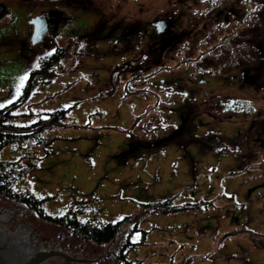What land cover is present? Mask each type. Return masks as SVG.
<instances>
[{
  "label": "rangeland",
  "instance_id": "374dc122",
  "mask_svg": "<svg viewBox=\"0 0 264 264\" xmlns=\"http://www.w3.org/2000/svg\"><path fill=\"white\" fill-rule=\"evenodd\" d=\"M30 1L23 2L54 5L74 17L47 44L31 45L29 15L20 0H0V99L14 94L20 70L33 68L62 46L68 55L55 64L49 81L36 84L13 121L25 124L46 111L70 110L65 124L42 133L43 143L2 149L1 159H19L24 168L15 188L52 195L45 203L49 214L62 215L76 205L83 221H116L139 212L142 203L175 194L179 203L214 199L216 204L203 210L142 217L141 227L148 232L129 258L148 264L186 258L188 264H264V158L252 157L264 145L241 139L246 119L252 118L226 111L240 97L250 108L264 107L261 92L246 90L240 79L229 81L230 70L241 72L231 63L251 56L256 43L249 41L261 39L257 35L264 25L256 26L260 19L251 11L262 8L264 0H68V6L60 5L63 0ZM177 5L180 26L190 25L195 32L166 52L155 41L154 51L141 54L149 36H143L147 30L140 35L134 29L143 22L150 34H164L166 21L163 32L150 21ZM83 18L88 23L81 26ZM198 18L205 20L197 23ZM202 22H207L203 29ZM119 25L122 33L113 27ZM228 40L233 42L228 45ZM159 62L155 82L143 79L141 73L154 74ZM168 72L178 75L179 84L172 85L177 82ZM208 72L209 80L200 81ZM220 93L222 103L217 102ZM223 104L225 109L217 106ZM27 111L34 115H23ZM133 141L139 143L133 147ZM0 205L30 222L43 248L95 257L92 262L131 230L123 225L117 240L107 244L82 242L18 201L0 194ZM135 234L131 239L140 241L141 233L139 238ZM63 235L70 239L62 241Z\"/></svg>",
  "mask_w": 264,
  "mask_h": 264
},
{
  "label": "trees",
  "instance_id": "16d2710c",
  "mask_svg": "<svg viewBox=\"0 0 264 264\" xmlns=\"http://www.w3.org/2000/svg\"><path fill=\"white\" fill-rule=\"evenodd\" d=\"M234 11L237 12L235 7ZM251 13L255 14V17L260 19L259 24L256 26L264 25V4L262 8L258 9L255 13L253 11H251ZM170 17L173 19V29H169L168 27V30L164 32L165 36H163L164 34H159L156 31L150 34L147 27L146 29L143 27V22L139 25V29H134L135 33L141 32L140 35L144 34L142 31L147 30L146 34H144L143 36H149L148 42H146L144 46H142V49L140 48L141 54L146 52V55H148L149 52L154 51L153 44L155 41L161 43V45L164 46L167 41L172 40L173 43H171L170 45L171 47H175L176 41L186 39V37L191 35V33L194 31L193 28H190V25L186 26L188 28H182L180 26V24L182 23L178 11L177 13H172ZM199 18L197 23H201V21L205 20L203 19L200 21ZM163 20L166 21V24H168L166 19ZM207 22H202V25L199 27L203 29V26L206 25ZM257 38H264V28L263 31H261L257 35ZM227 42H229L228 45H230V42L233 41L228 40ZM165 46V49L170 47L167 46V44ZM163 48H160V52L161 50L163 52L165 51L163 50ZM225 48L226 51L230 50V48ZM162 54L165 55V53ZM66 55H68V48L56 46L53 52L47 53L42 56V58L38 62L39 67L33 66V68H31L30 78L27 81L26 87L23 89L20 96L10 105H7L5 106V108L0 109V152L2 151V149H4L5 146L8 145L14 146L15 144L16 148H18L19 150H24V148H26L29 144H41L45 141L46 138L42 136V133L46 132L49 128L66 123L65 121L68 119L69 108H57L56 110L46 111L44 112V115H40L39 117L35 118V120L25 124H17L13 121L16 116L20 115L16 113L17 109L20 108L24 103H26V101L30 98V96L34 92L36 84L39 81H49V76L50 74H53L55 64L60 62L63 58H66ZM160 65L161 62L157 63L156 70H158V72L161 71H159ZM170 66L171 65H169V67ZM145 72H139L143 74V79L147 77L146 75H148ZM141 74L139 77H141ZM217 106L221 109L222 107L224 108V104ZM235 106H237V103L229 105L228 109L226 106V111L228 112L230 110V112L232 113L239 112V108ZM247 108L250 107L247 106ZM32 114L34 115V112L32 111L23 113V115L30 116H32ZM166 140H168V138L165 139V141ZM138 143L139 142L135 143L133 141L131 144L134 147ZM23 169L24 168L20 166L19 159L0 158V194L4 196L5 199L7 198L8 200L14 202L18 201L29 207L30 210L34 211L37 216L39 218L41 217V219H43L44 221L53 223L59 226L61 229H66L68 232H70L72 239H76L77 237L82 242L90 241L98 245L107 244L113 242L114 240H117V237L120 234L123 225L130 224L131 230L126 233L125 237H122L118 240L119 242L114 248H111V250H109L107 254L102 255V257L97 261L89 264H148L142 259L129 258L130 251L136 249L141 242L143 243L145 241V236L148 232L147 229L141 227L142 217L150 214L161 215L178 213L187 210H203L205 209V207L216 204V201L214 199L193 201L186 200L183 201V203H179L177 201L179 194H175L171 197L160 199L159 201H149L142 203V205H140L139 212L135 214H128L127 216L117 219L116 221L110 220L103 222L98 220L92 221L88 219L83 221L79 218L78 214L80 209L76 205L69 206L66 209L65 213H63L62 215L49 214L45 210V203L51 200L52 195L38 197L32 192V190H29L28 188H15L16 178L21 175ZM135 233H141L142 236L140 241L131 239V235ZM66 238L68 240L70 239L68 236L63 235L62 241L63 239L66 240ZM189 261L190 259L186 258L181 261H163V263L161 262L155 264H188Z\"/></svg>",
  "mask_w": 264,
  "mask_h": 264
},
{
  "label": "flooded vegetation",
  "instance_id": "af4514ba",
  "mask_svg": "<svg viewBox=\"0 0 264 264\" xmlns=\"http://www.w3.org/2000/svg\"><path fill=\"white\" fill-rule=\"evenodd\" d=\"M23 1L24 0H20L21 9H22V11H26V13L29 15V18H28V21H27L28 24H29L31 18H33V17L41 16L45 20L44 23H46V24L44 26H45V28L47 30V32H46L47 36L45 38L44 44H47L48 37L51 34H53L54 32L60 31L62 26L67 28V25L69 23L68 21L71 20L74 17L72 15V13H69V12H68V14H66V15L64 14L63 15L60 12V9L59 8H55L54 5H52V6L50 5L51 7H46V8L42 7V8H40L39 6H37V5L33 4V3H31L30 6H28L27 4H25L26 2H23ZM75 1H77V0H75ZM183 1L184 0H181V2H183ZM91 2H94V0H91L90 3ZM2 5H4V8H5V4L2 3ZM60 5L61 6H63V5L68 6L69 5L68 0H63ZM178 6H180V5H177L174 8H171L169 10L164 11V14L162 16L158 17V19H156L154 21L151 20L152 23L150 21V24L152 25V27H154L153 26V22H155L157 20L166 19L168 24H169V29H173V26H172L173 19L170 16H171V14L174 11L175 12L178 11L176 9ZM9 7H10V5H9ZM67 8H71V7H67ZM154 18H156V17H154ZM138 19L141 20L140 18H138ZM63 22H64V25H62ZM74 22L76 23L75 19H74ZM79 22L81 23V26H82V22H85V23L87 22L88 23V19L83 18L82 21L80 20ZM141 23H139V25ZM104 24L105 23L102 22L100 29H104L105 28ZM135 24L136 23L134 22V25ZM28 27H29V35H30V37L32 39V32H33V29H34V24L30 23L28 25ZM113 27L114 28H118V31H120V32L124 29V27L123 26L121 27L120 25L119 26H113ZM135 27H137V26H135ZM97 28L93 29V30H97ZM90 30H92V29H90ZM125 31H128V30H125ZM163 36H165V34ZM29 41H30V43L32 45V43H33L32 40L29 39ZM249 42L251 44L256 43L255 45H253V47H255V49L253 50L252 55L247 57V58L242 57L241 59L236 57L238 59V62L235 61V62H232L231 64H233L235 68L240 69L241 72L239 74V72H237V71L231 72L232 70L229 69L230 70V75H229L230 80L229 81H231V83H235L234 81H236L237 79H240L242 81L241 84L244 85L246 90L250 89L252 91H257L258 93L261 92L263 94V99H264V38L260 39V40H251ZM171 43H173L172 40L167 41V43H166L167 46H170L169 49H173L174 48V47H171V45H170ZM164 46H162L160 44V48H163ZM165 47L163 48V50H165ZM235 47H238V46H235ZM202 62H203L202 64H204V61H202ZM231 64L227 65L228 68H230ZM167 66L169 67V65H167ZM198 67H200L202 69L204 68V66H198ZM169 68L172 69V66H170ZM207 70L209 72L212 71V69H207ZM209 72H208V74H206V76H203V78L200 77L199 80L203 81L204 83L207 80H209L210 75L215 73V71H213V73L210 72L211 74ZM145 73L147 74V72H145ZM152 73H148V75H146L147 77H145V78L147 80V79H150L151 77H153L151 80H153L155 82L154 78H155V76L157 74H159L158 70H155L154 74H152ZM168 73L172 74V75H169L170 76L169 78H173L174 77L173 81L177 82V83H173L172 82V85L174 86V85L179 84L178 82L180 80H179L178 75L177 76L173 75V72H168ZM224 77L228 78L225 75H224ZM151 80H148V81H151ZM160 81L161 82H163V81L166 82V81H169V80H168V78L167 79L161 78ZM190 81H193L192 78H190ZM199 83H202V82H199ZM247 87H249V89ZM206 93H208V91ZM223 96L224 95H221V93H220V96L217 99V100H219V101H217L218 103H222L223 101H225V99H224L225 97H223ZM244 100H246V98L243 99V98L240 97V99H238V98L233 99V101H231L230 105H233L234 103H237V107L239 108L238 109L239 112L232 113V112L228 111V113L231 114L232 116H240V117H244V118H245V116H249L250 118H252L249 121H248V119H246V122L244 124L245 125V127H244L245 137L242 138V136H241V139H243L242 141L245 142V143L253 141L255 143L258 142L261 145H264V110L261 109V108H264V107L258 106V104H256L257 105L256 109L247 108L246 105H250V104L248 102H244ZM227 109H228V107H227ZM243 109H244V111H243ZM254 117H256V118H254ZM187 120L188 119H185V121H187ZM258 126H260V127L258 128ZM254 131H255V135H252V133H254ZM248 145H249V143H248ZM246 151L248 153V148H247ZM259 153H258V155H254V156L252 155V157L259 158L258 156H260L261 158H264V156L262 155L264 153V151H260ZM263 183H261V184H263ZM12 251H14V250H12ZM12 251H8V253H5L4 248L2 246H0V264H19L20 258L23 259L22 263H20V264H25L27 262H30V260L28 261L27 256H21L20 258L16 259L17 254H15V258L12 257L13 256L12 255ZM58 256H60V255H58ZM9 258H11V261L9 260Z\"/></svg>",
  "mask_w": 264,
  "mask_h": 264
},
{
  "label": "water",
  "instance_id": "95a60500",
  "mask_svg": "<svg viewBox=\"0 0 264 264\" xmlns=\"http://www.w3.org/2000/svg\"><path fill=\"white\" fill-rule=\"evenodd\" d=\"M44 21V18L41 16L33 17L30 20V23L34 24V29L32 32V42L34 44L43 43L45 41L47 30L44 26L46 24ZM163 22L164 21H156L153 23L156 29H158V32H163L165 30V25ZM0 246L4 248L5 253L14 250L12 251V257L15 258V254H17L16 259L20 258L21 256H27L29 261L31 258H33L30 262L25 264H83L95 260V257L87 255L84 256L76 253L72 254L65 251H60L62 253L61 254L56 252L57 250L43 248L42 244L39 243L31 223L27 222L19 215L17 216L8 209H5L1 205ZM53 254H60L61 256ZM9 260L11 261V258H9ZM22 261L23 259L20 258L19 264L22 263Z\"/></svg>",
  "mask_w": 264,
  "mask_h": 264
},
{
  "label": "snow or ice",
  "instance_id": "6c2138e0",
  "mask_svg": "<svg viewBox=\"0 0 264 264\" xmlns=\"http://www.w3.org/2000/svg\"><path fill=\"white\" fill-rule=\"evenodd\" d=\"M54 51V50H53ZM34 67H39L38 64L34 65ZM21 74L15 78V92L11 95V98L0 99V109L5 108V106L10 105L14 100H16L23 89L26 87V83L30 78L31 68L20 70ZM187 95V93H184ZM140 233H136L134 238H139Z\"/></svg>",
  "mask_w": 264,
  "mask_h": 264
},
{
  "label": "crops",
  "instance_id": "0c3cea01",
  "mask_svg": "<svg viewBox=\"0 0 264 264\" xmlns=\"http://www.w3.org/2000/svg\"><path fill=\"white\" fill-rule=\"evenodd\" d=\"M237 250H238V249H235V250H234V252H235V251H237ZM212 262H214V260H213V261H211V262H208L207 264H210V263H212Z\"/></svg>",
  "mask_w": 264,
  "mask_h": 264
},
{
  "label": "bare ground",
  "instance_id": "6f19581e",
  "mask_svg": "<svg viewBox=\"0 0 264 264\" xmlns=\"http://www.w3.org/2000/svg\"><path fill=\"white\" fill-rule=\"evenodd\" d=\"M146 4L150 5V1L149 2H146ZM235 107H237V106H235Z\"/></svg>",
  "mask_w": 264,
  "mask_h": 264
}]
</instances>
